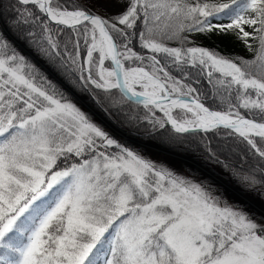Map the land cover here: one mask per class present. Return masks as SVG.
I'll list each match as a JSON object with an SVG mask.
<instances>
[{
  "label": "snow or ice",
  "instance_id": "obj_1",
  "mask_svg": "<svg viewBox=\"0 0 264 264\" xmlns=\"http://www.w3.org/2000/svg\"><path fill=\"white\" fill-rule=\"evenodd\" d=\"M38 20L39 40L18 32ZM0 25V264H264V212L118 143L3 31L107 105L135 98L148 123L192 133L264 201V0H0ZM229 37L253 58L198 43ZM201 75L225 90L204 97L219 108L201 102Z\"/></svg>",
  "mask_w": 264,
  "mask_h": 264
},
{
  "label": "trees",
  "instance_id": "obj_2",
  "mask_svg": "<svg viewBox=\"0 0 264 264\" xmlns=\"http://www.w3.org/2000/svg\"><path fill=\"white\" fill-rule=\"evenodd\" d=\"M201 2H204V0H201ZM209 2H221V0H209ZM27 7L34 9L32 5H28ZM34 11H36V14L39 15L41 19L47 21V18L44 17L43 14L38 13V10L34 9ZM227 22L228 21H225V23ZM39 23L40 21L38 20L34 24H22L18 32L26 33L28 29H31L36 33L33 39L39 40L41 38ZM48 26L53 29L52 35L61 41L64 38V34L62 33L60 36H57L55 29H64V33L70 31L67 28L56 26L51 22L48 23ZM0 27L3 26L0 25ZM3 31L5 37L16 51L24 55L29 63L36 65L43 75L65 91L66 95L89 116L93 123L101 127L104 131L108 128L123 135H127L128 140L123 141L126 147L137 151L146 159L167 166L181 176L197 181H210L213 185L224 190L229 201L243 203L257 214L264 212V201H261L258 195L252 192H244L237 185L236 179H234L221 164H217L214 160L207 158L199 147V140L193 139L192 133H175L167 126L159 128L158 126L148 123L144 119L145 115L148 114V110L138 103L126 100L120 108L107 105L102 99L104 94L101 90L89 92L85 91L80 84L72 86L65 78L63 71H58L55 65L38 55L34 46H30L25 41L17 39V36L9 32L7 28H3ZM198 43L206 48H217L218 51L225 55L243 56L246 59H252L254 56V53L248 51L239 52L243 45L234 41L231 37L227 39L214 38L211 41L203 40L198 41ZM168 46L178 47L179 45L176 43H169ZM135 50L139 51V48L137 47ZM83 58L84 52L81 51V61H83ZM109 65L110 63L106 62V66ZM125 66H128L127 61H125ZM172 74L179 75L176 72ZM214 75L218 76L219 74L214 73ZM199 79L200 83H193V87L203 93L200 97L201 102L205 103V106L210 108L213 106L219 108V104L214 100L205 99L204 97L211 93H215L216 96L220 98L225 94V90L219 85L213 86L208 84L203 75H201ZM188 82L189 81H185V83ZM113 91L115 92L117 90ZM191 95L195 97L196 93H192ZM239 111L241 114H246L245 110L242 108H240ZM156 116L159 118L162 117L158 112H156ZM218 131L226 130L218 129ZM196 135L210 138L213 147L220 139L213 133H199ZM256 139L259 140V138ZM107 151H115V149H107ZM221 160L236 167L241 165V157L239 155L229 157L227 160H224V157L221 156ZM250 163L251 160L249 158L243 164V167L247 168Z\"/></svg>",
  "mask_w": 264,
  "mask_h": 264
},
{
  "label": "rangeland",
  "instance_id": "obj_3",
  "mask_svg": "<svg viewBox=\"0 0 264 264\" xmlns=\"http://www.w3.org/2000/svg\"><path fill=\"white\" fill-rule=\"evenodd\" d=\"M224 23H225V21H224ZM246 50H245V48L244 47H241V49L239 50V52H245ZM95 55H97V54H95L94 53V56ZM105 62H107V61H105ZM105 67H108V66H106L105 65ZM140 89V88H139ZM181 112V110L180 109H177L175 112H174V116H177V114L178 113H180ZM161 114V119H166L164 116H163V114L162 113H160ZM191 113H187V118H191ZM107 131H108V128H107V130L105 131L106 133H107ZM112 132V131H111ZM108 134V133H107ZM111 137V136H110ZM112 138V137H111ZM121 138V137H120ZM120 138H119V142L118 143H120L121 141H120ZM124 140H125V138H123Z\"/></svg>",
  "mask_w": 264,
  "mask_h": 264
},
{
  "label": "water",
  "instance_id": "obj_4",
  "mask_svg": "<svg viewBox=\"0 0 264 264\" xmlns=\"http://www.w3.org/2000/svg\"><path fill=\"white\" fill-rule=\"evenodd\" d=\"M51 23H53L54 25H56L55 22H51ZM57 26H60V27H64V28H66V26H64V25H57ZM183 98L186 99V100H190V99H192V98H194V97H192V96H185V97H183ZM129 101L136 102L135 98L132 99V100H129ZM136 103H137V102H136ZM139 104H140V103H139ZM142 105H143V104H142ZM166 125L169 126V127H171L170 124H166ZM112 136H114V135H112ZM114 139H115L116 141H118V138H117L116 136H114Z\"/></svg>",
  "mask_w": 264,
  "mask_h": 264
},
{
  "label": "bare ground",
  "instance_id": "obj_5",
  "mask_svg": "<svg viewBox=\"0 0 264 264\" xmlns=\"http://www.w3.org/2000/svg\"><path fill=\"white\" fill-rule=\"evenodd\" d=\"M137 91H141V90H139V87H137ZM178 109V108H177ZM177 109H173L172 110V115L174 116V112L177 110ZM175 117V116H174ZM113 134H114V136H116V137H121L122 139L123 138H125V140H128V136L127 135H123V134H121V133H118V132H116V131H113ZM124 140V141H125Z\"/></svg>",
  "mask_w": 264,
  "mask_h": 264
}]
</instances>
